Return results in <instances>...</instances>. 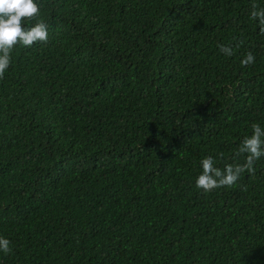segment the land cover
Listing matches in <instances>:
<instances>
[{"label": "trees", "instance_id": "16d2710c", "mask_svg": "<svg viewBox=\"0 0 264 264\" xmlns=\"http://www.w3.org/2000/svg\"><path fill=\"white\" fill-rule=\"evenodd\" d=\"M36 2L48 42L0 79V264H264V157L195 185L264 128V0Z\"/></svg>", "mask_w": 264, "mask_h": 264}, {"label": "clouds", "instance_id": "9594fccd", "mask_svg": "<svg viewBox=\"0 0 264 264\" xmlns=\"http://www.w3.org/2000/svg\"><path fill=\"white\" fill-rule=\"evenodd\" d=\"M251 19L258 21L260 32L264 34V8L257 10L254 4ZM40 16V6L36 0H0V79L11 64V52L17 45L32 47L36 43L48 42L47 25ZM36 21L26 26L25 22ZM221 53L231 56L232 49L218 45ZM255 62V56L248 52L241 61L242 66ZM252 134L246 136L240 144L236 155L246 154L243 164H227L223 169L215 166L212 156L200 161L202 172L195 180L196 188L205 193L221 187L233 186L241 174L254 172V164L264 157V128L258 123L251 125ZM10 241L0 237V252L11 253Z\"/></svg>", "mask_w": 264, "mask_h": 264}]
</instances>
